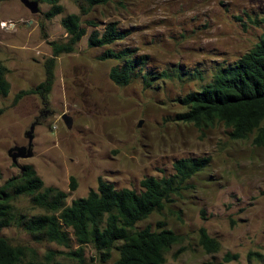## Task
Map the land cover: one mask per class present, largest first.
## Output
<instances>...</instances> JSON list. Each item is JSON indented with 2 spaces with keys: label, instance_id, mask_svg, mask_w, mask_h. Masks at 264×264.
<instances>
[{
  "label": "rangeland",
  "instance_id": "374dc122",
  "mask_svg": "<svg viewBox=\"0 0 264 264\" xmlns=\"http://www.w3.org/2000/svg\"><path fill=\"white\" fill-rule=\"evenodd\" d=\"M59 3L62 11L45 19L47 4L37 3V12L30 13L19 0L0 1V61L7 67L9 83L8 94L0 97V184L29 164L43 185L64 191L69 204L94 189L97 177L116 189L138 191L142 178L171 174L176 159L206 157L207 165L160 212L136 222L135 228L153 229L162 221L181 237L162 264H262L248 253H264V149L253 146L250 136L230 139L221 123L197 129L173 116L183 110L177 97L198 90L218 67L233 64L257 42L264 0H114L95 6L80 15L85 34L73 51L55 57L46 99L27 94L11 104L17 91L43 80L49 41L65 40L60 18L79 12L73 0ZM89 19L99 30L114 21L126 31L123 40L108 47L135 48L147 55L142 71L169 70L180 78L159 80L145 89L140 76L126 86L114 85L107 72L115 62L97 59L105 47L86 45ZM61 114L70 117L69 128ZM32 122V156L13 163L6 151L26 145L23 132ZM19 203L27 206V199ZM199 227L218 241V251L207 253L198 245ZM0 234L12 244L31 247L38 258L52 251L54 261L76 264L68 254L77 248L73 238L65 247L34 242L14 226L1 228ZM226 254L235 258L225 262ZM82 255L86 262L112 264L116 252L111 250L109 258L100 261L86 244Z\"/></svg>",
  "mask_w": 264,
  "mask_h": 264
},
{
  "label": "trees",
  "instance_id": "16d2710c",
  "mask_svg": "<svg viewBox=\"0 0 264 264\" xmlns=\"http://www.w3.org/2000/svg\"><path fill=\"white\" fill-rule=\"evenodd\" d=\"M4 1V0H0ZM49 7L43 12L50 19L62 11L60 0H35ZM114 0H73L79 12L69 13L59 20L65 31L64 41H49L50 55L43 60V80L34 87L17 91L11 104L22 96L38 94L45 100L54 79L55 57L73 51L75 44L85 34L80 15L95 6H103ZM118 3L120 0H117ZM257 42L241 54L233 64L218 67L211 79L198 90L190 91L175 99L183 110L174 114L177 122L191 124L197 129L221 123L230 139L250 136L255 147L264 149V19ZM92 29L86 36L89 48L105 47L97 56L99 60L115 62L107 72L108 79L116 86H126L140 76L142 88L156 81L180 78L179 73L169 70L142 71L147 55L138 54L135 48L122 47L114 50L109 45L123 40L127 32L120 30L114 21H107L101 30L93 19L85 21ZM7 67L0 61V97L9 91L5 78ZM200 78V76H199ZM3 108L0 107V113ZM208 162L206 157H186L172 163L173 172L159 178L147 176L139 181L138 191L131 188L116 189L113 184L97 177L94 189L85 196L74 198L65 204L66 193L54 186H45L29 164L20 166L19 173L0 184V229L14 226L30 235L34 242H54L69 247L71 240L77 248L69 252L76 264H93L84 261L82 246L90 244L104 261L115 250L112 264H162L168 249L180 242V236L166 228L164 222L135 228L153 212H160L165 203L177 195L185 182ZM70 189H74L70 177ZM25 197L27 206L20 205ZM33 209L40 212L31 213ZM67 229L70 230L68 233ZM198 245L207 253L219 250V243L210 237L205 228H198ZM264 264V253L249 252ZM235 258L226 254L224 261ZM0 264H60L53 260V252L38 258L31 247L12 244L0 234ZM222 264V263H219Z\"/></svg>",
  "mask_w": 264,
  "mask_h": 264
},
{
  "label": "water",
  "instance_id": "95a60500",
  "mask_svg": "<svg viewBox=\"0 0 264 264\" xmlns=\"http://www.w3.org/2000/svg\"><path fill=\"white\" fill-rule=\"evenodd\" d=\"M19 2L26 8L30 13L37 12V1L35 0H19ZM61 120L67 128L70 127L71 119L66 114H61ZM140 120L137 122V126L140 124ZM33 127L34 123H30L28 129L23 132L26 138V145L12 146L7 149L6 153L10 157L13 163L17 162L18 158H29L32 156V139H33Z\"/></svg>",
  "mask_w": 264,
  "mask_h": 264
}]
</instances>
